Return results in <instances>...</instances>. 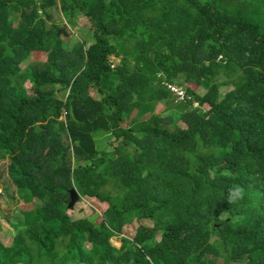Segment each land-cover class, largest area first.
Here are the masks:
<instances>
[{
    "label": "trees",
    "instance_id": "16d2710c",
    "mask_svg": "<svg viewBox=\"0 0 264 264\" xmlns=\"http://www.w3.org/2000/svg\"><path fill=\"white\" fill-rule=\"evenodd\" d=\"M52 9L92 42L63 41ZM190 83L205 93L176 94ZM4 161L0 264H264V28L218 0H0ZM71 189L107 205L97 224Z\"/></svg>",
    "mask_w": 264,
    "mask_h": 264
},
{
    "label": "rangeland",
    "instance_id": "374dc122",
    "mask_svg": "<svg viewBox=\"0 0 264 264\" xmlns=\"http://www.w3.org/2000/svg\"><path fill=\"white\" fill-rule=\"evenodd\" d=\"M241 1L242 0H218V4L220 7H224L227 9H234L238 12H241L243 15H245L250 20L257 22L261 28H264V24H263L264 23V4L255 3L252 6L249 5L247 9H241V6L239 4ZM247 1L252 2L254 0H246V2ZM51 13H52L51 23L59 27L64 26L61 29H64V31L66 32V35H63V34L60 35L63 38V41H67L66 39L68 38L70 40L77 41V40H80L81 37H83L87 39L88 44L92 42V39L90 38L91 36L90 23L88 22L87 19H85L84 17H79L76 25L71 26L65 21L64 17L59 11L52 9ZM45 59L46 57L42 53L33 54L31 55V58L27 62H24L21 65V68H25V66L31 62L45 61ZM110 59L113 61L114 64L117 63V61L114 60L113 57H111ZM222 78L223 77L220 75L216 77L215 80H219ZM25 86L27 89H29L30 84L26 83ZM186 87H189L190 89H192L199 95H203L205 93V89L193 83H190V84H185L183 88L179 89L181 91L175 90L176 94L178 95L182 94V92L184 91ZM226 90L227 88L225 87V89H223L222 92H225ZM56 96L61 98L62 92H57ZM178 97H179L178 99H181L180 96ZM152 107L154 109V114L156 115H164L167 113L166 110H164V106L161 103L154 102L152 104ZM145 118H147V116H145ZM178 124L183 126L181 121H179ZM97 138H98L97 140L98 149L111 150L117 144L116 140H114L113 138L107 139L106 135L102 133L100 135H97ZM6 166H7V161L0 163V192L2 191L4 186L9 185L8 194L4 196L2 195L0 196V224L2 227L1 240L4 243L9 244L10 241L13 239V235L11 232V228L9 224L6 222V220L9 217L11 219V215L14 210L18 211V206L20 204V201H19L20 196L16 192L15 187L10 183L8 172L6 171ZM80 198L81 199H79L78 202H75L74 207L68 210L69 215L73 219L86 217V218H89V220L92 223L97 224L100 221L101 214L106 209L107 205L105 203L98 202L92 198H82V197ZM28 210H32L31 207L28 208ZM138 225L150 226L151 222L148 220H140V221H135V222L125 225L123 227L122 235L118 237H113L111 239V243L114 246L119 247L121 244L120 237L121 236L132 237Z\"/></svg>",
    "mask_w": 264,
    "mask_h": 264
},
{
    "label": "water",
    "instance_id": "95a60500",
    "mask_svg": "<svg viewBox=\"0 0 264 264\" xmlns=\"http://www.w3.org/2000/svg\"><path fill=\"white\" fill-rule=\"evenodd\" d=\"M61 34L66 35V32L64 31V29H60L57 32V36H60ZM79 200V194L75 189H71L70 190V200L68 203V208H72L73 205L75 204V202H77Z\"/></svg>",
    "mask_w": 264,
    "mask_h": 264
}]
</instances>
